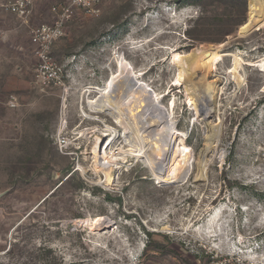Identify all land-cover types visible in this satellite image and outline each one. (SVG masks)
Masks as SVG:
<instances>
[{
    "label": "rangeland",
    "instance_id": "obj_1",
    "mask_svg": "<svg viewBox=\"0 0 264 264\" xmlns=\"http://www.w3.org/2000/svg\"><path fill=\"white\" fill-rule=\"evenodd\" d=\"M58 1L39 2L41 22L0 15V264H264V71L247 64L264 59V26L191 45L198 6L102 0L98 16L79 15L55 41L63 83L41 90L31 31ZM202 50L222 58L190 67ZM231 54L241 60L236 73ZM120 63L176 132L173 153L182 140V178L157 180L123 127L88 103ZM129 98L126 121L138 131L142 113ZM108 134L106 152L117 156L109 186L93 160L97 137L106 143Z\"/></svg>",
    "mask_w": 264,
    "mask_h": 264
},
{
    "label": "bare ground",
    "instance_id": "obj_2",
    "mask_svg": "<svg viewBox=\"0 0 264 264\" xmlns=\"http://www.w3.org/2000/svg\"><path fill=\"white\" fill-rule=\"evenodd\" d=\"M249 20H255L254 23L264 26V7L261 0H250V17ZM248 30L246 26L241 27L240 34L241 36ZM231 57L234 61V71L241 64L240 58L231 54ZM222 54L217 51H198L191 55V60L189 63L190 67L199 64L198 68L203 70L209 69L213 64L220 61ZM183 60V59H182ZM174 62H181V55H173ZM176 63V64H178ZM186 64V63H185ZM248 65H259L261 70L264 71V59L258 61V63H247ZM236 73V71H235ZM204 74V73H203ZM122 78V81H119V78ZM129 70L124 63H120V74L118 76H113L106 83L105 87L101 90H98V99L94 101H89L88 103L92 106V110L96 114L108 113L111 115L117 124L123 127L125 140L128 145L131 147L130 151L136 157H142L148 169L152 172L154 177L160 181H168L172 178H182L185 172L187 171L189 160L187 157V151L184 147L180 146L182 140L179 139L178 145L173 153L171 149V142L176 135L173 127L168 124L165 114H163L160 108H155L152 105L151 101L147 99L146 93L141 92L140 87L130 81ZM139 95V97L137 96ZM130 97V98H129ZM127 98L133 99L134 107L142 113L137 116L142 120L143 127L137 131L135 127H132L126 121L124 104L127 101ZM145 98L146 100H143ZM140 99V100H139ZM147 103V105L145 104ZM162 123V126H161ZM170 125V126H169ZM155 128V129H152ZM152 129V130H151ZM106 127L104 131L105 135L107 133L115 134L116 131ZM217 134V132H216ZM104 136V135H103ZM105 137H109V142L103 141L100 137L96 139V145L93 149V160L95 163L94 171L98 174H103L104 183L110 185L113 182L112 172L110 170V165L113 164L114 160L117 159L115 152L108 154L107 148L112 143L111 135L108 134ZM217 138V137H216ZM177 137H175V141ZM216 141V140H214ZM118 153H121L119 151ZM130 153V154H131ZM172 154V155H171ZM172 161L173 165L170 169H167V164ZM79 172L82 175H85V170L79 168ZM99 180L103 181V177L100 176ZM96 184V182H94ZM75 223L85 224L83 220H73ZM103 221V218H97L92 221V226L100 225ZM104 222V221H103ZM88 222H86L87 224Z\"/></svg>",
    "mask_w": 264,
    "mask_h": 264
},
{
    "label": "built area",
    "instance_id": "obj_3",
    "mask_svg": "<svg viewBox=\"0 0 264 264\" xmlns=\"http://www.w3.org/2000/svg\"><path fill=\"white\" fill-rule=\"evenodd\" d=\"M35 0H13L0 5V14L7 13L26 19L34 10ZM102 0H60L49 9L52 20L42 23L31 31L33 54L38 61L35 70V84L41 89L59 87L63 83V67L56 64L51 56L55 41L61 38L68 23L79 15L96 17L101 12ZM15 98L9 99L8 106L14 107Z\"/></svg>",
    "mask_w": 264,
    "mask_h": 264
},
{
    "label": "trees",
    "instance_id": "obj_4",
    "mask_svg": "<svg viewBox=\"0 0 264 264\" xmlns=\"http://www.w3.org/2000/svg\"><path fill=\"white\" fill-rule=\"evenodd\" d=\"M196 5L195 26L186 31L190 44H222L236 37L237 30L246 22L247 0H174ZM147 236H151L147 233Z\"/></svg>",
    "mask_w": 264,
    "mask_h": 264
},
{
    "label": "crops",
    "instance_id": "obj_5",
    "mask_svg": "<svg viewBox=\"0 0 264 264\" xmlns=\"http://www.w3.org/2000/svg\"><path fill=\"white\" fill-rule=\"evenodd\" d=\"M41 0H35V5H34V10H33V12H32V14L31 15H33L34 14V20H35V22L37 21V22H41L42 20H40L39 18H37V14H38V9H37V7L39 6V2H40ZM59 2V1H58ZM58 2H54L51 6H53V5H55L56 3H58ZM50 6V7H51ZM50 7H49V9H50ZM49 9L47 10V12H46V18H45V21L43 22V23H48V22H50L51 20H52V16L50 15V12H49ZM3 14V13H2ZM1 15V14H0ZM44 20V19H43Z\"/></svg>",
    "mask_w": 264,
    "mask_h": 264
},
{
    "label": "water",
    "instance_id": "obj_6",
    "mask_svg": "<svg viewBox=\"0 0 264 264\" xmlns=\"http://www.w3.org/2000/svg\"><path fill=\"white\" fill-rule=\"evenodd\" d=\"M254 21L255 20H249L248 18L247 22L242 26V27L246 26L248 28V30L244 33V35L254 31H259L263 27L262 25L255 24ZM238 36H241L240 30L238 32ZM256 67L260 68L259 65H256Z\"/></svg>",
    "mask_w": 264,
    "mask_h": 264
}]
</instances>
